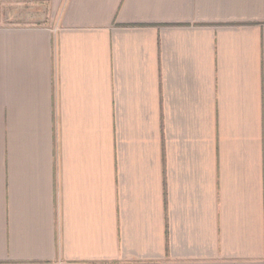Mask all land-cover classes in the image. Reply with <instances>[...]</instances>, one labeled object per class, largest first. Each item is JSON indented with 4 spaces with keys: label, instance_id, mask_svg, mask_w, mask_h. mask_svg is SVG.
Segmentation results:
<instances>
[{
    "label": "crops",
    "instance_id": "1",
    "mask_svg": "<svg viewBox=\"0 0 264 264\" xmlns=\"http://www.w3.org/2000/svg\"><path fill=\"white\" fill-rule=\"evenodd\" d=\"M0 264H264V0H0Z\"/></svg>",
    "mask_w": 264,
    "mask_h": 264
}]
</instances>
